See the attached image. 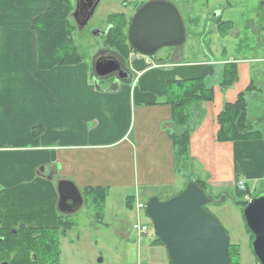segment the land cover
<instances>
[{"label": "crops", "instance_id": "obj_1", "mask_svg": "<svg viewBox=\"0 0 264 264\" xmlns=\"http://www.w3.org/2000/svg\"><path fill=\"white\" fill-rule=\"evenodd\" d=\"M242 1L215 0L219 8L213 10L217 17L207 28L205 45L213 60L198 52L196 61L185 62L191 53L184 48L159 58L132 52L126 67L129 78L97 88L94 79L91 82L94 68L83 62L40 69L32 24L47 12L50 0H0V227L16 230L24 225L47 237H67L77 226L74 215L84 207L94 209L104 225L112 199L122 201L127 212L153 197L168 201L185 190V179L193 182V169L208 194L233 189L237 180L253 192L260 185L256 193H264V132L255 128L257 139L217 140L218 116L226 104L243 95L249 119L251 103L264 102V57L250 60L229 54L250 44L249 33L264 47V24L257 28L258 20H253L259 18L257 1H251L246 12ZM235 11L252 12L249 27L237 30ZM220 22L232 26L221 30ZM191 24L193 30L199 28L197 21ZM227 64L236 66L237 78L223 87ZM192 79L213 88V96L196 115L186 176L177 162L173 136L182 129L173 122L167 84ZM64 181L73 183L83 198L71 214L58 209V187ZM129 214L125 217L131 223L120 219L116 227L118 235L128 239L126 228L131 232L133 223L150 224Z\"/></svg>", "mask_w": 264, "mask_h": 264}, {"label": "rangeland", "instance_id": "obj_2", "mask_svg": "<svg viewBox=\"0 0 264 264\" xmlns=\"http://www.w3.org/2000/svg\"><path fill=\"white\" fill-rule=\"evenodd\" d=\"M66 1H69L73 7L76 6V0ZM151 1L153 0H102L87 28L82 32L77 31V28L76 30L73 28L71 31L73 39L72 44L76 48L78 54L82 56V64L92 70L95 60L99 57L98 52H105L104 49H107L106 46H104L105 41L98 36H93L92 33L101 27H108V18L111 15L124 14L129 21L135 15L139 5ZM165 1L171 3L179 10L187 28L186 43L178 47L184 48L186 53H191L190 57H184V61H196L198 52L202 53L201 55L205 52L206 55L204 56L213 60L211 55L208 54L210 48H208V45L205 47V45L207 40L206 37L209 33L207 28H210L209 24L216 20L215 18L217 16H215V13L218 11L213 10L219 8V2L215 3V0ZM251 1L253 0L242 1V5L245 9L243 12H246L247 9L245 7L249 6ZM255 1H257L255 4V11H258L259 18H254L253 20L259 21H257L256 25L258 28L259 24H264V0ZM251 13L252 12L249 11L245 15H240L239 12L235 11L234 16H237L238 20L236 21L237 23L235 22L238 26L237 30L240 31L241 28L245 29L250 26L249 20L251 19ZM223 18L226 17L224 16ZM192 21H197L198 29L193 30L191 27ZM216 28L218 29V27ZM229 31L230 29H227L226 33H229ZM263 32H261V35L264 34ZM253 36L255 35L253 34ZM253 36L250 37V33L247 35L246 39L251 38V40H249L250 44L247 47L237 46V48L230 50L229 54L234 58H246L250 60L254 57H264V47L259 46V40H256L259 38ZM243 41H245V39L242 40V42ZM174 49L175 48H164L154 57L159 58V56L163 54L166 56L173 52ZM112 52H110V54ZM106 53L109 54L108 49L105 54ZM116 58L121 60L119 57ZM121 62H123L122 66L126 71L127 64L125 60ZM93 79H98L102 87L110 85L109 82L103 80L104 78H97L94 70L92 71L91 82ZM213 81L214 78H212L211 81H207V83L211 85ZM249 121L252 122L254 128L264 132V102L262 103L259 99H256V101L251 103ZM181 167L186 170L187 176L189 174L188 170L190 169L189 160L187 159L184 161ZM194 171L193 169L191 181L204 182L201 179H195L197 175ZM185 181L190 184L189 179H185ZM239 182L240 180H237L233 189H228L221 194H208L206 188L204 191L211 200L206 210L214 215L229 237L230 264H259L251 250V244L254 238L246 228L243 210L247 205L245 206L243 202L248 204L245 200V196H249L250 199H253L259 195L261 192L257 194L258 192L256 193V191H260V185L254 192L248 191V194L239 198L237 197V194H239L237 191H241L238 188ZM242 192H246V189ZM119 201L118 198H114L110 201L107 216L103 220L104 225H101L99 220L96 219V212L94 209L84 207L80 213L74 215L73 218L77 220V226L67 235V238L73 239V244H68L66 239L57 240L61 252L60 258L62 264H171L165 247L159 242L156 243V237L154 236L152 228H150L151 232H149V234L141 236L135 235L129 231L130 233H127V236H129L130 239L118 235L116 227H120V223H118L120 219L125 218L128 224L131 223L130 221L132 219H130L129 216L126 218V214L130 215L129 213L132 212L134 216L138 217L140 222H150L146 215V211L138 210L137 205H133V210L127 212V210L123 208V202ZM99 259H102V262H98Z\"/></svg>", "mask_w": 264, "mask_h": 264}, {"label": "water", "instance_id": "obj_3", "mask_svg": "<svg viewBox=\"0 0 264 264\" xmlns=\"http://www.w3.org/2000/svg\"><path fill=\"white\" fill-rule=\"evenodd\" d=\"M84 1L89 4L83 12L79 11L80 0H76V8L71 13L79 31L88 26L102 0ZM98 31H94L93 36H98ZM186 35L179 10L160 0L143 4L130 20L127 31L132 50L146 58H154L164 48L183 46ZM94 72L100 79L116 74L119 80L129 78L122 62L113 55H104L103 51L95 60ZM94 85H99L98 79H94ZM58 193V209L63 214L74 213L83 204L81 192L71 182H61ZM210 203L205 191L195 182L168 201L153 197L147 202L146 215L154 236L163 243L171 264H230V240L219 221L206 210ZM243 217L254 238L252 253L259 264H264V193L248 202Z\"/></svg>", "mask_w": 264, "mask_h": 264}, {"label": "trees", "instance_id": "obj_4", "mask_svg": "<svg viewBox=\"0 0 264 264\" xmlns=\"http://www.w3.org/2000/svg\"><path fill=\"white\" fill-rule=\"evenodd\" d=\"M142 5H139L137 10ZM73 9L74 7L69 1L50 0L47 12L33 21L32 29L37 35L39 67L41 70H51L55 67L77 65L83 62L82 56L78 54L72 44L71 31L73 28L76 30V25L71 18ZM128 24L129 21L124 14L111 15L108 18V27L110 26V29L106 36L103 37L104 46L109 50V53L113 51L111 54L119 57L121 61L125 60L126 64L132 52L137 54L132 50L128 42L126 30ZM224 25L232 26V23L220 22L218 27L224 30ZM236 78V66L227 64L223 73L222 86L228 87ZM100 87L101 82H99L97 88ZM167 94L168 103L173 109V122L182 129L180 133H175L173 136L177 149V162L181 166L184 161L189 160V138L195 127L196 115L201 111V104L204 101L211 100L213 88L208 87L200 79L175 80L168 82ZM218 123L220 130L217 140L220 142L257 139L260 134L247 118V104L243 95H240L235 103L225 105L218 116ZM195 183L203 190L206 189L203 182L197 181ZM248 191L247 187L246 192L238 190L239 194H237V197H244L245 194H248ZM243 204L247 205L246 202H243ZM16 230H18L17 234L13 235V230H3L0 227V238H4V248L9 247L10 239L21 240V242L17 243V246L22 248L23 240L39 235L44 238L43 253L44 256H47L45 264H59L61 252L57 241L59 240L58 235L53 233L51 237H47L46 232H36L27 229L26 226ZM155 241L163 245L159 239L155 238ZM48 256H51L52 259Z\"/></svg>", "mask_w": 264, "mask_h": 264}, {"label": "flooded vegetation", "instance_id": "obj_5", "mask_svg": "<svg viewBox=\"0 0 264 264\" xmlns=\"http://www.w3.org/2000/svg\"><path fill=\"white\" fill-rule=\"evenodd\" d=\"M160 1H165V0H160ZM87 4H89V2L86 1V3H85L84 0H80L79 11L83 12V10L87 6ZM75 8H76V6L74 7L73 11L75 10ZM73 11H72V13H73ZM73 22H74V20H73ZM129 23H130V20H129ZM128 26H129V24H128ZM102 28L103 27H101L99 29L100 32L98 31V37L100 39L104 40L103 37L106 36L107 32L110 29V26L103 28V29ZM77 31H79L78 28H77ZM102 31L105 32L104 36H102ZM127 31H128V27H127ZM95 32H96V30H95ZM104 50H105V52L107 51V49H104ZM105 52L103 51L104 55H112L110 53L105 54ZM103 80L110 82V85L112 84L113 86L119 84V81H120L119 78L117 77V74L114 76L106 77ZM17 231L15 233L12 232L13 235H16ZM126 233H130L128 228H126ZM59 239H61V240L66 239L68 244H70V245L73 244L72 238L63 237V238H59ZM43 240H44V238H41L39 235L27 238V239L22 241V244L24 246L22 245V248H21V247L17 246V243L21 242V240H17L14 238V239H10L9 247L4 248L3 247L4 238H0V264H45V262L47 261V256H44V253H43V248H44L43 247ZM48 257L50 259H52L51 256H48ZM59 264H62L61 258H60Z\"/></svg>", "mask_w": 264, "mask_h": 264}, {"label": "built area", "instance_id": "obj_6", "mask_svg": "<svg viewBox=\"0 0 264 264\" xmlns=\"http://www.w3.org/2000/svg\"><path fill=\"white\" fill-rule=\"evenodd\" d=\"M238 188L241 191H244L246 189L245 183L240 181L238 183ZM245 200L247 202H249L251 199L249 198V196H245ZM146 207H147V203H139L137 205V209L138 210H144V211H146ZM150 228L153 229L151 222L148 225H143L141 223L136 222V223H133L131 225V227H130L131 232L134 233V234H136V235H138V236L149 234V232H151L150 231L151 230Z\"/></svg>", "mask_w": 264, "mask_h": 264}, {"label": "bare ground", "instance_id": "obj_7", "mask_svg": "<svg viewBox=\"0 0 264 264\" xmlns=\"http://www.w3.org/2000/svg\"><path fill=\"white\" fill-rule=\"evenodd\" d=\"M187 36V35H186ZM187 40V39H186Z\"/></svg>", "mask_w": 264, "mask_h": 264}]
</instances>
